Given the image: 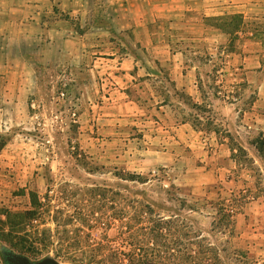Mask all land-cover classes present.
Wrapping results in <instances>:
<instances>
[{
	"label": "crops",
	"instance_id": "crops-1",
	"mask_svg": "<svg viewBox=\"0 0 264 264\" xmlns=\"http://www.w3.org/2000/svg\"><path fill=\"white\" fill-rule=\"evenodd\" d=\"M258 138L264 0H0V140L79 141L219 203L264 264Z\"/></svg>",
	"mask_w": 264,
	"mask_h": 264
},
{
	"label": "rangeland",
	"instance_id": "rangeland-1",
	"mask_svg": "<svg viewBox=\"0 0 264 264\" xmlns=\"http://www.w3.org/2000/svg\"><path fill=\"white\" fill-rule=\"evenodd\" d=\"M239 155L251 166L244 150ZM138 176L92 160L79 141L0 140V264L13 255L32 264H121L106 258L134 253L142 204L193 221L225 264H254L230 209L171 188L159 175Z\"/></svg>",
	"mask_w": 264,
	"mask_h": 264
},
{
	"label": "trees",
	"instance_id": "trees-1",
	"mask_svg": "<svg viewBox=\"0 0 264 264\" xmlns=\"http://www.w3.org/2000/svg\"><path fill=\"white\" fill-rule=\"evenodd\" d=\"M257 143L264 157V140L258 138ZM131 175L134 180L143 179ZM135 223L138 235L134 238V253L108 257L107 261L116 260L121 264H225L219 248L187 218L162 217L151 205L142 204L135 213Z\"/></svg>",
	"mask_w": 264,
	"mask_h": 264
},
{
	"label": "water",
	"instance_id": "water-1",
	"mask_svg": "<svg viewBox=\"0 0 264 264\" xmlns=\"http://www.w3.org/2000/svg\"><path fill=\"white\" fill-rule=\"evenodd\" d=\"M12 261L13 263L11 264H32L30 262V260L27 257L24 256H20V255H13L12 257ZM40 264H60L57 260L53 259V258H48L46 260H44L42 263Z\"/></svg>",
	"mask_w": 264,
	"mask_h": 264
},
{
	"label": "built area",
	"instance_id": "built-area-1",
	"mask_svg": "<svg viewBox=\"0 0 264 264\" xmlns=\"http://www.w3.org/2000/svg\"><path fill=\"white\" fill-rule=\"evenodd\" d=\"M61 96H62V98L66 97V92H62ZM74 116L76 117L77 115H76V114H74ZM230 212H231V213H233L234 211H233V210H231Z\"/></svg>",
	"mask_w": 264,
	"mask_h": 264
},
{
	"label": "flooded vegetation",
	"instance_id": "flooded-vegetation-1",
	"mask_svg": "<svg viewBox=\"0 0 264 264\" xmlns=\"http://www.w3.org/2000/svg\"><path fill=\"white\" fill-rule=\"evenodd\" d=\"M11 257H13V256H11ZM12 259H13V258H11V263H13Z\"/></svg>",
	"mask_w": 264,
	"mask_h": 264
}]
</instances>
